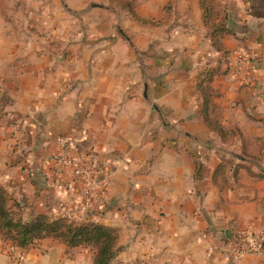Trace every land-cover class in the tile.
<instances>
[{"label":"crops","instance_id":"obj_1","mask_svg":"<svg viewBox=\"0 0 264 264\" xmlns=\"http://www.w3.org/2000/svg\"><path fill=\"white\" fill-rule=\"evenodd\" d=\"M95 1L0 0L1 184L25 220L117 228L112 264H262L231 243L264 228V0H217L227 54L200 0H138L156 27ZM244 52L251 63L234 72ZM207 68L227 142L201 113ZM62 152L104 169L87 207V178L60 168ZM0 264H94V250L52 238L19 247L0 231Z\"/></svg>","mask_w":264,"mask_h":264},{"label":"trees","instance_id":"obj_2","mask_svg":"<svg viewBox=\"0 0 264 264\" xmlns=\"http://www.w3.org/2000/svg\"><path fill=\"white\" fill-rule=\"evenodd\" d=\"M204 8V20L209 14L208 6ZM135 18L148 22L149 19L136 15ZM154 21V20H152ZM153 23H159L154 21ZM229 31L227 28L218 26L217 32L211 34L213 45L222 53L227 54L220 43V35ZM229 69L232 63L229 62ZM216 70L207 68L199 76L198 86L203 93V104L201 113L208 126L218 133L222 141L227 142L231 139L233 131L226 130L218 118L210 115L209 103L214 94L210 83ZM226 163L219 165V171H224ZM22 206L15 200L13 195L0 182V231L6 239L19 247L28 248L35 242L45 238H52L67 244L69 247L89 246L94 250V264H112L119 246V230L115 227L107 226L96 221L78 220L69 215L52 217L48 214H38L30 220H25L22 215Z\"/></svg>","mask_w":264,"mask_h":264},{"label":"built area","instance_id":"obj_3","mask_svg":"<svg viewBox=\"0 0 264 264\" xmlns=\"http://www.w3.org/2000/svg\"><path fill=\"white\" fill-rule=\"evenodd\" d=\"M236 63L234 72L240 73L244 66L251 63V54L244 52L238 55L234 61ZM55 160L62 167H71V174L74 176H85L87 178V187L83 190V206L87 207L92 202L95 191L105 182L104 169H100L94 163L84 162L81 158L73 157L62 152L55 155ZM237 257L247 254H258L263 257L264 264V228L251 234L240 232L231 243Z\"/></svg>","mask_w":264,"mask_h":264},{"label":"rangeland","instance_id":"obj_4","mask_svg":"<svg viewBox=\"0 0 264 264\" xmlns=\"http://www.w3.org/2000/svg\"><path fill=\"white\" fill-rule=\"evenodd\" d=\"M77 2L78 3H76V2H72L71 3V0L70 1H68V0H51L50 3H52V5H64V4L65 5L66 4L67 5L68 4H75V5H79L80 4L81 5V4H84V3H86V4H92V3H95L96 1L95 0H88L87 2H84V0H77ZM111 3L116 4L117 6H120L123 9L128 10V11L130 10V7H132V11L134 12V10H135L136 15L139 16V14L136 11V7H137L138 0H111ZM202 3L205 6H208L207 8L209 9L208 10L209 11V14H208V17L206 19L205 25L207 27V30H209V33L210 34H212V33L214 34L215 32H217V27L218 26H221L222 27V24L219 23V19H220V17H223L224 14L221 12L222 9H220L219 6H217V0H203ZM203 10H204V8H203ZM130 14L135 18L134 14L132 12H130ZM135 20L138 21V22H141V23H143L145 25L154 26V27L160 26L162 24L161 21L155 20V19H151L148 22H144V21L139 20L137 18H135ZM152 20L157 21L159 23L158 24L157 23H153L154 21H152ZM7 95H5V99L7 98ZM201 99H202L201 100V106H202V104H203V98H201ZM238 133L241 136V132L239 130H238ZM232 137H233V135H232ZM233 157H235V156H233ZM231 159H234V158H231ZM235 159H236V157H235Z\"/></svg>","mask_w":264,"mask_h":264},{"label":"water","instance_id":"obj_5","mask_svg":"<svg viewBox=\"0 0 264 264\" xmlns=\"http://www.w3.org/2000/svg\"><path fill=\"white\" fill-rule=\"evenodd\" d=\"M226 234H227L228 236H230L231 233H230V231L228 230V231H226Z\"/></svg>","mask_w":264,"mask_h":264}]
</instances>
